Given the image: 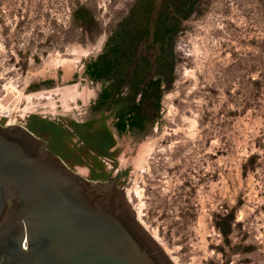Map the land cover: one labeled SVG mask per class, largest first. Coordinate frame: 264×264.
<instances>
[{"label":"rangeland","instance_id":"obj_1","mask_svg":"<svg viewBox=\"0 0 264 264\" xmlns=\"http://www.w3.org/2000/svg\"><path fill=\"white\" fill-rule=\"evenodd\" d=\"M76 1L105 28L133 2L0 0L1 125L41 119L68 132L72 122L102 121L113 130L108 113L92 112L100 85L84 75L105 36L82 42L67 31ZM174 54L158 116L116 136L113 159L67 142L57 150L87 179L125 171L117 187L175 264H264V0H199ZM226 217L224 236L216 223Z\"/></svg>","mask_w":264,"mask_h":264},{"label":"water","instance_id":"obj_2","mask_svg":"<svg viewBox=\"0 0 264 264\" xmlns=\"http://www.w3.org/2000/svg\"><path fill=\"white\" fill-rule=\"evenodd\" d=\"M0 264H174L115 178L71 169L25 126L0 124Z\"/></svg>","mask_w":264,"mask_h":264},{"label":"trees","instance_id":"obj_3","mask_svg":"<svg viewBox=\"0 0 264 264\" xmlns=\"http://www.w3.org/2000/svg\"><path fill=\"white\" fill-rule=\"evenodd\" d=\"M198 5L199 0H133L124 15L106 28L95 8L79 1L71 5L69 33L78 31L82 42L105 36L100 52L84 62V75L100 85L92 112L108 113L118 136L142 132L158 116L161 98L174 82L177 35ZM36 123L28 126L34 133L57 138L62 134L60 124ZM70 124V128H81L90 122ZM255 158L250 155L246 162ZM229 222L226 217L216 223L224 236Z\"/></svg>","mask_w":264,"mask_h":264},{"label":"flooded vegetation","instance_id":"obj_4","mask_svg":"<svg viewBox=\"0 0 264 264\" xmlns=\"http://www.w3.org/2000/svg\"><path fill=\"white\" fill-rule=\"evenodd\" d=\"M41 119H35L31 123L40 122ZM30 123V124H31ZM55 125L60 124L54 122ZM7 125V124H6ZM39 125V124H38ZM69 124V133L63 131L61 125L59 130L62 132L60 137H55L52 134H42V133H33L36 137L43 139L48 142V149L51 150L54 154L59 156L64 162L63 156L58 152L57 147L67 142L73 149H77L83 155H91L94 159H113L112 151L115 149V138L118 136L116 131L111 130L109 127L104 125L102 121H98L96 123H90L89 125L82 126L81 128H70ZM29 126V125H28ZM113 164H115L112 160H110ZM66 163V162H65ZM67 164V163H66ZM68 165V164H67ZM69 166V165H68ZM70 167V166H69ZM126 172H118L116 171L115 175L112 178H115L117 181L122 178ZM110 175L105 177V180L112 179ZM93 181H99L100 178L90 179Z\"/></svg>","mask_w":264,"mask_h":264},{"label":"bare ground","instance_id":"obj_5","mask_svg":"<svg viewBox=\"0 0 264 264\" xmlns=\"http://www.w3.org/2000/svg\"><path fill=\"white\" fill-rule=\"evenodd\" d=\"M2 107V106H1ZM136 214H137V216L139 215V210H136ZM138 220L141 222V224L146 228V226L142 223V221H141V219L138 217ZM152 236H153V238L155 239V240H157L156 238V236L154 235V234H152ZM165 250V249H164ZM165 252L167 253V251L165 250ZM172 259V258H171ZM172 261H173V263L175 264V262H174V260L172 259Z\"/></svg>","mask_w":264,"mask_h":264}]
</instances>
